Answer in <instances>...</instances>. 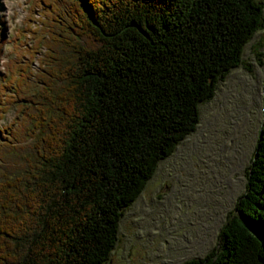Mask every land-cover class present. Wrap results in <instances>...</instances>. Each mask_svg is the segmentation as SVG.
I'll use <instances>...</instances> for the list:
<instances>
[{"label":"trees","instance_id":"16d2710c","mask_svg":"<svg viewBox=\"0 0 264 264\" xmlns=\"http://www.w3.org/2000/svg\"><path fill=\"white\" fill-rule=\"evenodd\" d=\"M258 1L33 0L9 63L0 29V121L16 110L0 129V264L111 261L122 218L264 30ZM185 264H264V121L219 245Z\"/></svg>","mask_w":264,"mask_h":264},{"label":"rangeland","instance_id":"374dc122","mask_svg":"<svg viewBox=\"0 0 264 264\" xmlns=\"http://www.w3.org/2000/svg\"><path fill=\"white\" fill-rule=\"evenodd\" d=\"M30 1L0 0V29L7 40L3 63L16 59L26 41L20 33L33 24L30 19H38ZM242 61L219 82L214 99L200 105L196 132L158 165L122 218L108 264H185L219 245L221 230L246 191V171L264 121V30L245 46ZM31 67L36 73L38 62ZM5 72L0 67V88ZM15 112H8L0 129L15 121Z\"/></svg>","mask_w":264,"mask_h":264}]
</instances>
